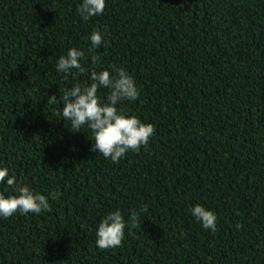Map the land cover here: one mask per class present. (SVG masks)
<instances>
[{
    "label": "trees",
    "instance_id": "obj_1",
    "mask_svg": "<svg viewBox=\"0 0 264 264\" xmlns=\"http://www.w3.org/2000/svg\"><path fill=\"white\" fill-rule=\"evenodd\" d=\"M79 2L0 0V166L51 206L0 218V264H264V0H106L87 22ZM93 29L105 42L89 51ZM72 47L87 72L65 79ZM113 66L140 89L117 107L155 127L118 163L49 97ZM115 210L139 221L101 250L96 226Z\"/></svg>",
    "mask_w": 264,
    "mask_h": 264
},
{
    "label": "clouds",
    "instance_id": "obj_2",
    "mask_svg": "<svg viewBox=\"0 0 264 264\" xmlns=\"http://www.w3.org/2000/svg\"><path fill=\"white\" fill-rule=\"evenodd\" d=\"M105 6L106 0H80L76 11L87 22L92 17L102 15ZM87 39L90 41L89 51L97 49L105 42L104 32L93 29ZM84 58V50L69 48L66 54L59 56L56 71L63 73L65 79L85 73L87 69L81 63ZM92 61L95 63L97 57L93 56ZM99 89H107V96L100 97ZM139 96L140 89L127 69L113 66L111 70H92L88 73L87 82L66 87L58 98L55 95L49 97L51 103L61 105L55 112L59 120L68 121V128L72 131H81L85 127L89 129V139L94 141L92 150L118 163L129 151H139L142 146H147L155 133L153 124L142 122L136 115L117 107L125 100L136 101ZM0 185L10 189L0 191V218L12 217L17 212L27 215L51 210L48 196L26 183L17 182L6 166H0ZM189 212L205 230L215 232L218 219L215 212L201 204L191 207ZM138 221L137 211L131 213L127 222L119 210L108 212L96 226V246L101 250L119 247L125 236V228L136 226ZM240 227L238 223L236 228Z\"/></svg>",
    "mask_w": 264,
    "mask_h": 264
}]
</instances>
